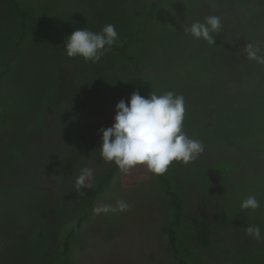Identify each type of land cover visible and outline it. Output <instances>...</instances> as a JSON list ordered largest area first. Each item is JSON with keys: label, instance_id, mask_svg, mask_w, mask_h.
<instances>
[{"label": "rangeland", "instance_id": "374dc122", "mask_svg": "<svg viewBox=\"0 0 264 264\" xmlns=\"http://www.w3.org/2000/svg\"><path fill=\"white\" fill-rule=\"evenodd\" d=\"M17 1L68 36L115 25L114 44L131 40L143 93L183 95V130L205 150L164 174L180 199V254L189 248L192 264H264V65L243 52L264 45V0ZM209 15L222 23L211 46L183 31ZM24 25L11 0H0V264H177L167 235L177 212L158 175L117 167L94 196L114 164L100 155L99 129L112 126L121 99L141 95L131 64L119 53L97 63L69 58L47 26ZM82 167L94 180L79 196ZM249 195L260 202L255 211L240 208ZM117 200L131 209L93 214ZM195 220L210 225L207 248ZM250 225L261 240L245 234Z\"/></svg>", "mask_w": 264, "mask_h": 264}, {"label": "clouds", "instance_id": "9594fccd", "mask_svg": "<svg viewBox=\"0 0 264 264\" xmlns=\"http://www.w3.org/2000/svg\"><path fill=\"white\" fill-rule=\"evenodd\" d=\"M222 28L221 19L209 15L204 21H195L183 31L196 39H203L210 46L215 45L213 33ZM119 38L115 25L105 24L99 32L87 27L74 30L65 39V51L69 58L80 56L85 62L97 63L111 50ZM264 45L246 43L243 52L246 59L264 65V56L258 53ZM114 123L99 129L102 133L100 155L106 163H114L121 172L127 173L137 165H145L155 175H163L169 166L176 162L184 165L194 162L204 152V144L199 139L188 136L183 130L185 119V99L183 95L167 91L161 95L151 92L147 98L139 90L131 94L127 103L121 99L115 106ZM94 169L82 167L75 178V190L84 196L81 189H92ZM260 202L249 195L240 204L241 210L255 211ZM131 205L117 200L115 205L100 204L94 206V215L125 212ZM245 234L255 240H261L259 226L250 225Z\"/></svg>", "mask_w": 264, "mask_h": 264}, {"label": "trees", "instance_id": "16d2710c", "mask_svg": "<svg viewBox=\"0 0 264 264\" xmlns=\"http://www.w3.org/2000/svg\"><path fill=\"white\" fill-rule=\"evenodd\" d=\"M15 10L18 19L21 21L22 26L25 28L24 23L29 22L31 24H38V25H45L47 26L55 35L57 38L58 42L65 46L64 42L65 39L68 37L67 33L65 32L64 29H62L51 17H48L46 14H32L26 10H24L19 2L17 0H11ZM156 3L153 4L152 6V11L156 7ZM24 36V32L21 34V38ZM130 42L129 40L128 43H125L123 46H119L117 44H113L111 47V50L108 51L104 56L108 57L111 56L115 53L121 54L124 59L131 64L133 71L136 75V77L139 79V88L141 91V95L147 98L143 91V84H142V79H141V68L139 65V62L136 60V58L131 54L129 51L130 49ZM18 46V45H17ZM10 70V67H7L5 72H8ZM2 76V75H1ZM117 169V166L113 164V166L110 167L109 173L104 177L97 185L96 190L94 192V196L100 194L103 192L105 187L107 186L108 182L110 179L113 177V174L115 173ZM160 180L165 184L166 190L168 195L170 196V199L172 201L173 207L176 210V216L173 222L170 223L167 231L168 235V242L169 245L174 253L175 260L177 264H192L191 263V251L189 248H184L183 249V255L181 256L180 250L178 249V236H177V229L181 223L180 219V210H181V204H180V199L178 197L177 192H175L172 189V186L170 182L165 178L164 174L163 175H158ZM91 203V202H90ZM91 206V205H90ZM87 215V214H86ZM86 215L82 216L79 218L77 224L73 227L72 232L78 230L83 221L86 219ZM195 223L197 224V233H196V239L200 247L202 248H207L211 245V231H210V225L207 222L201 221L198 222L195 220ZM68 243L65 244V250H64V257L65 259L68 256Z\"/></svg>", "mask_w": 264, "mask_h": 264}]
</instances>
